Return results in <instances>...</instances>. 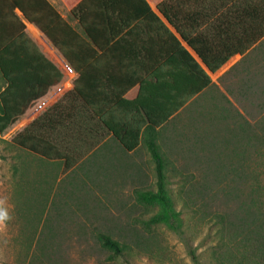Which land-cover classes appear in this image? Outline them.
Wrapping results in <instances>:
<instances>
[{
  "label": "trees",
  "instance_id": "16d2710c",
  "mask_svg": "<svg viewBox=\"0 0 264 264\" xmlns=\"http://www.w3.org/2000/svg\"><path fill=\"white\" fill-rule=\"evenodd\" d=\"M22 18L44 33L78 77L70 90L12 136L10 142L41 162L57 164L64 174L83 162L108 131L123 149H134L141 143L139 134L145 124L162 126L211 83L210 77L180 41L186 43L210 72H215L230 57L243 54L264 36V0H79L70 8L69 19L63 18L48 0H0V78L3 80L0 135L63 78V72L26 33ZM71 21H76V26L71 25ZM98 27L108 28L104 43L116 39L109 48L102 43L103 34ZM125 29L127 32L121 36ZM139 32L155 34L156 68L152 76L155 90L161 94L173 93L177 101L170 106L166 100L159 101L155 108L164 113L155 119L139 98L128 101L130 109L136 106L142 112V121L130 113L129 120H122V129L118 130L120 121L117 117L111 120L106 109L112 100L117 103L121 93H125L138 76L120 89H116L117 84H108L112 90L108 99L104 94L103 78L92 80L89 76L94 65L97 73H103L109 50H121L137 60L135 69L138 68L139 74L147 73L149 69H142L138 62L148 48L139 41ZM142 81L139 92L146 84ZM222 116L227 118V115ZM254 126L255 129L264 128V114ZM127 133L134 138L126 140ZM256 135L251 132L254 141ZM147 145L155 164L156 188L137 190L135 195L138 203L148 210L155 209V213L143 222V226L147 231L159 226L177 230L182 225V217L166 187V157L156 141ZM242 168L238 174L248 182L247 190L242 191L243 187L236 185L231 191L222 192L224 197L233 195L241 201L234 207L232 216L225 214L221 218L227 237L224 240L221 237L213 246L216 264H264V184L259 179L262 174L252 168ZM133 237L140 241L139 235ZM98 240L112 255L125 257L124 244L107 234H100ZM32 252L28 260L30 264H37L43 251L39 248Z\"/></svg>",
  "mask_w": 264,
  "mask_h": 264
},
{
  "label": "rangeland",
  "instance_id": "374dc122",
  "mask_svg": "<svg viewBox=\"0 0 264 264\" xmlns=\"http://www.w3.org/2000/svg\"><path fill=\"white\" fill-rule=\"evenodd\" d=\"M69 79L65 72L61 90L68 89ZM237 101L233 97L241 110H192L177 140L161 146L166 187L182 217L177 230L143 226L155 209L138 203L135 192L156 188L152 157L139 152L120 168L116 156L101 167L87 158L64 174L57 164L11 144L24 127L21 117L0 135V264H30L39 248L37 264H216L213 246L227 237L221 218L232 216L241 201L224 197L223 190H247L238 174L242 167L261 173L264 184V128L254 126L264 105H257L260 113L255 104ZM100 234L124 244L125 257L105 249Z\"/></svg>",
  "mask_w": 264,
  "mask_h": 264
},
{
  "label": "crops",
  "instance_id": "0c3cea01",
  "mask_svg": "<svg viewBox=\"0 0 264 264\" xmlns=\"http://www.w3.org/2000/svg\"><path fill=\"white\" fill-rule=\"evenodd\" d=\"M48 1L55 7V9L63 18L69 19L70 8L79 0ZM152 10L155 13H158L154 6H152ZM17 12L20 14L19 11ZM22 20L25 24L26 33L38 44L44 55L63 72V77L65 72L70 76L69 80L71 82H68L67 85L69 87L67 90H61L60 87L61 81L63 80L62 78L59 83L51 86L45 95L35 100L32 103L34 104L32 108L29 107L21 116L23 117L21 122L25 127L36 117H38L43 111L54 104L65 92L73 87L74 80L78 77V73L69 65L67 60L50 42L43 32H41L34 24L28 22L24 18H22ZM70 23L71 25L76 26V21H71ZM165 25L175 36L178 37L171 26L166 23ZM132 26L134 25H131V27ZM128 29L130 30L131 28L129 27ZM128 29H125V31L121 33V36L127 32ZM97 30L102 32L104 39L102 43H104L106 35H108V28L98 27ZM139 37V41L143 42L148 47L147 51L142 53L138 58V62L141 63L140 67L142 69H149L147 73L139 74L138 68L137 70L135 69L137 66V60H133L132 57L123 54L121 50H109V54L105 57L106 62L103 73H97L96 70L98 68L94 65L93 71L90 72L89 76L92 80H96L101 77L103 78V85L105 88L104 94L106 99L111 96L112 92L109 85L117 84L118 87L116 89H120L124 85L128 84L132 79H134V77L138 76L139 79L134 81V83L128 87L125 93H121L117 103L116 101L112 100L107 107L108 109H106L109 110L111 120L117 117V120L120 121L119 125H117L118 130L122 129V120H129L130 113H133L136 116L135 119L139 118V122L142 121V112L136 106L131 107V110L129 108V104H127L128 101H134L136 98H139L140 101L146 105V108H148V111L154 119L155 116L159 117V115L164 113L155 108V106H159V101H168V106L174 104L177 101V98L174 97L173 93L161 94L158 90H155V79L152 78L156 68L155 34H143L139 32ZM115 40L111 42L108 41L107 43H104V45H106V48H109L110 45L114 44ZM180 42L184 47L187 48L190 55L198 61L202 69L210 77L211 83L202 91L196 93L192 99L180 107L162 126L154 127L153 125L145 124V126L141 128V133L139 134L141 143L132 150L126 151L123 149V147L119 145L116 138L113 136V133L108 131L102 142L88 153L86 159L88 158L89 165H94L96 167L100 164L101 167V164L105 163V160L116 156V163L118 164V168H120L122 165L121 161L124 162L125 159L132 158L139 152L143 153L146 157H151L147 143H155L156 141L160 145L161 149L162 144L168 142L167 147H170L174 139L177 140V131L179 133V129L181 127H185V125H183V121L186 120V117L190 118V112L194 109L198 111L203 110L204 107H206V109L208 107V110H211V112H215L217 110L226 111V109L241 110L235 106V103L232 102L233 97L238 100L237 103L239 104H242V102L246 101L250 102V104H255L253 110L263 109L257 105H264V36L255 42L243 54L237 53L230 57L215 72H210L199 61V59L186 45V43L183 41ZM134 72H136L135 75H133ZM132 75L133 77L130 78ZM142 80H144L146 84L143 86L144 90L139 92L140 85L143 84ZM93 91L96 92V89ZM117 105H120V107L118 106V109L116 108ZM22 123L20 125H22ZM134 123L135 124H133V126L136 127L137 123ZM125 137L126 140L130 141L134 138V135L127 133ZM161 152H163V149Z\"/></svg>",
  "mask_w": 264,
  "mask_h": 264
}]
</instances>
